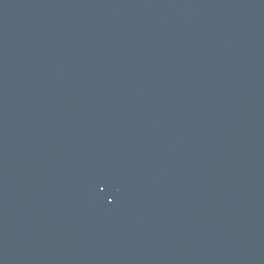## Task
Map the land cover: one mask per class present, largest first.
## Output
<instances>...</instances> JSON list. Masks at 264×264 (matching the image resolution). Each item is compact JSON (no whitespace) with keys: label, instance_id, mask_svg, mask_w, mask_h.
Listing matches in <instances>:
<instances>
[{"label":"water","instance_id":"1","mask_svg":"<svg viewBox=\"0 0 264 264\" xmlns=\"http://www.w3.org/2000/svg\"><path fill=\"white\" fill-rule=\"evenodd\" d=\"M0 264H264V0H0Z\"/></svg>","mask_w":264,"mask_h":264}]
</instances>
